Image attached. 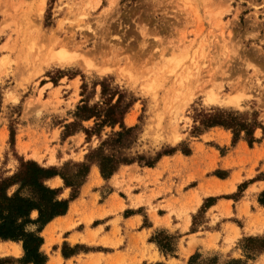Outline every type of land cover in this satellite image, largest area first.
Masks as SVG:
<instances>
[{"label": "rangeland", "instance_id": "1", "mask_svg": "<svg viewBox=\"0 0 264 264\" xmlns=\"http://www.w3.org/2000/svg\"><path fill=\"white\" fill-rule=\"evenodd\" d=\"M119 95L122 106L132 103L122 116L123 125L134 127L126 152L145 160L164 152L152 166L121 164L120 180L128 174L143 182L138 173L160 162L165 170L144 185L171 188L173 179H185L186 188L199 186L198 194L218 193L226 188L207 178L232 174L239 184L229 197L239 198L262 175L249 164L250 148L264 157V0H0V178L21 161L67 165L74 173V165L120 130L98 126L96 116ZM214 114L248 128L256 122L251 142L246 130L202 124ZM22 136L28 145L17 142ZM175 154L190 155V163ZM128 166L137 174L126 172ZM163 173L168 178L161 184ZM262 191L252 187L241 217H231L245 228L225 238L229 248L196 249L186 264H264V250H254L264 246ZM210 202L192 217L193 228L203 224ZM151 240L162 254H175L176 240L166 230Z\"/></svg>", "mask_w": 264, "mask_h": 264}, {"label": "crops", "instance_id": "2", "mask_svg": "<svg viewBox=\"0 0 264 264\" xmlns=\"http://www.w3.org/2000/svg\"><path fill=\"white\" fill-rule=\"evenodd\" d=\"M43 91L47 93L49 88L46 87ZM30 141L26 136L17 140L20 146L28 145ZM259 149L250 148L249 167L255 165V173L262 175L249 180L237 199L229 197L235 193L239 184L233 182L232 174L221 178H207L209 182L226 190L198 194L201 191L199 186L186 188L189 180L185 179H173L174 185L171 188L144 185L148 176L165 170L160 162L156 167L143 169L138 173L143 178L140 183L130 181L128 174L120 180L122 170L103 179L98 169L91 167L79 194L69 201L65 214L53 218L40 232L43 239L40 251L47 258L45 264H186L187 256L196 249L229 248L230 246L223 245L225 238L233 234L238 237L244 233L245 228L239 227L231 217H241L238 209L252 187L264 189V157L258 153ZM25 156L33 158L30 152H26ZM179 157L188 163L191 161L190 155L175 154L173 159ZM128 171L132 174L138 172L130 166L127 167L126 172ZM167 178L163 173L159 182L162 184ZM49 181L57 182L50 187L60 189L59 198L68 199L69 190L63 187L57 176ZM159 190V194L152 196ZM204 200H211L205 209L204 222L193 228L192 217ZM250 205L254 206L252 200ZM258 207L264 210L263 206ZM31 217L34 219L36 214L32 212ZM34 228L35 226L30 229ZM159 229L174 236L175 254H162L151 240ZM13 244L20 247V254L12 253ZM186 251L188 252L185 253ZM22 257L20 243L0 239V264H31L20 263Z\"/></svg>", "mask_w": 264, "mask_h": 264}, {"label": "trees", "instance_id": "3", "mask_svg": "<svg viewBox=\"0 0 264 264\" xmlns=\"http://www.w3.org/2000/svg\"><path fill=\"white\" fill-rule=\"evenodd\" d=\"M117 92L115 91L114 94ZM113 94V95H114ZM131 101L121 105V96L115 103H108L102 116L96 115L100 121L98 126L119 125L120 130L114 132L103 140L100 145L91 150L86 156V162L74 165V173L67 172L65 165L58 170L54 167L45 168L33 161H21L17 170L10 176L0 178V239L2 241H13L21 244L23 257L20 263L45 264L46 256L40 251L43 239L40 236L42 228L53 218L65 214L70 200L77 197L79 188L84 183L89 173L90 166L95 164L98 167L102 178L107 179L113 175L121 164H129L134 160L146 166H152L163 153H158L153 160H145L143 156L133 157L126 150L129 148L131 134L134 127L123 125L122 116L130 106ZM95 116V115H94ZM102 117V118H101ZM202 124L206 127L222 126L228 129L246 130L249 136V143L252 138V130L257 123L248 128L243 120H235L234 117L210 115ZM59 176L66 188H70L68 199L59 198L60 189L51 188L46 181ZM14 190L9 193V189ZM258 203L264 206V191L258 198ZM36 217L31 218L32 212ZM35 226L30 229L29 226ZM256 252L264 250V246L254 248ZM238 261H231L227 264H238Z\"/></svg>", "mask_w": 264, "mask_h": 264}, {"label": "bare ground", "instance_id": "4", "mask_svg": "<svg viewBox=\"0 0 264 264\" xmlns=\"http://www.w3.org/2000/svg\"><path fill=\"white\" fill-rule=\"evenodd\" d=\"M60 59V58H59ZM41 62V61H40ZM128 121L129 120H131V117H128V119H127ZM57 184V182L56 181H54V182H52V185L51 186H54V185H56ZM33 214H35V212L33 213ZM13 250V251H12ZM12 253L14 252V254H17V253H19L20 254V247H17V245H14L13 244V246H12Z\"/></svg>", "mask_w": 264, "mask_h": 264}]
</instances>
